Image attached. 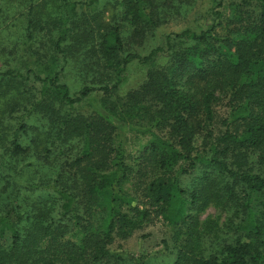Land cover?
<instances>
[{"label": "trees", "instance_id": "trees-1", "mask_svg": "<svg viewBox=\"0 0 264 264\" xmlns=\"http://www.w3.org/2000/svg\"><path fill=\"white\" fill-rule=\"evenodd\" d=\"M29 1L23 13L26 41L38 40L53 56L41 71H0L5 84H39L37 97L19 91L0 109V167L32 152L35 158L27 164L65 166L73 177L71 184H61L57 172L48 181L26 185L16 177L4 181L0 264H122L128 259L146 264L150 253L140 249L132 255L110 246L130 237L153 214L188 226L179 264H264V0H210L205 23L170 32L160 25L185 13L195 0H74L55 36L50 30L41 36L33 32L34 0ZM82 3L90 8L96 31L84 22L87 18L78 19ZM107 4H112L113 22L103 23L91 7ZM224 6L229 16L222 13ZM125 28L155 38L152 48L145 54L124 52ZM72 33L76 42L97 35L106 74V83L84 85L73 94L61 81L67 64L63 45ZM133 61L147 67L137 89L86 117L76 109L92 92L118 90ZM221 99L228 112L216 132L214 105ZM33 116L43 125L32 123ZM137 116L142 122L133 120ZM129 130L153 137L145 147V168L152 176L144 188L149 207L143 209L123 189L132 172L123 150ZM208 203L224 215L225 231L221 239L197 243L195 249L190 210Z\"/></svg>", "mask_w": 264, "mask_h": 264}, {"label": "rangeland", "instance_id": "rangeland-1", "mask_svg": "<svg viewBox=\"0 0 264 264\" xmlns=\"http://www.w3.org/2000/svg\"><path fill=\"white\" fill-rule=\"evenodd\" d=\"M67 1H33V14L31 16L33 23L31 29L37 36H41L46 30H50L53 36L56 35L58 27L61 26L60 19L71 15L69 7L70 2L74 0ZM84 1L86 2L87 0ZM83 4L81 7H78V19L83 22L87 18L84 22L88 23V26H93L96 31L98 27L91 19L90 8H86ZM29 5V0H0V71H4L9 67L20 70L21 72H24L28 68L41 71L43 67L50 65L49 56H53V53L46 48H41L38 40L26 41L25 29L27 20L23 13H26ZM210 7V0H195L185 13L166 20L159 27L161 31L170 32L179 31L189 25H202L208 18ZM91 8L101 14V21L103 23H107V21L113 22V20L109 19L113 11L112 4H107L104 8L101 5L97 7L92 6ZM222 13L225 16H229V8L224 6ZM72 32H74V29ZM95 34L96 32L93 36ZM122 34L127 39L124 52L145 54L152 48L153 43H155V38L149 35L143 36L142 38L139 35H134L131 28L123 29ZM72 35L73 33L63 45V50L66 52L67 64L61 81L68 85L70 93L73 94L78 92L84 85L106 83V74L104 66L105 60L101 56V53L97 52L99 40L97 35L92 41L87 36L86 39L88 40L84 39V41L80 38L77 42ZM164 62L165 60L160 61L161 64ZM51 67L53 68L52 65ZM146 72V66L141 65L137 61L131 62L124 72L123 81L118 90L112 91L109 94L100 91L92 92L81 102L75 104L76 109L85 117L92 113L94 114L97 109H108L113 102H117L119 98L123 99L129 91L137 89L144 83L147 78ZM16 84H5L4 79H0V109H5L4 103L13 99V94L16 92L20 91L23 97L32 96V98H35L38 96L37 89L39 88V84L37 82L30 80L25 85L23 83L20 85L17 82ZM23 89H26V92H23ZM55 106V112H58L59 107L57 104ZM214 110L216 117L214 130L218 132L222 129L220 120L226 117L228 112L225 100L223 101L221 99L217 101L214 105ZM49 111L52 110L49 109ZM30 119L36 126L43 125L39 120V116H33ZM133 120L142 122L138 116L133 118ZM152 140L153 137L151 135L143 134L136 130H129L125 134V143L123 146L124 158L125 163L131 166L132 172L123 185V189L136 198L140 209L149 207L148 200L144 195V188L147 180L152 176V172L145 168L146 160L144 157L146 154L145 147ZM26 141L27 138H23V143H26ZM2 151L3 149H0V152ZM32 158H35V156L30 152L29 154L23 155V157L7 159L4 167H0V191L6 190L2 185L4 181L10 180L8 177H11L12 180L16 177L21 185H26L30 182H38L40 180L48 181L57 172V175L61 176L59 178L61 184L72 183L73 176L69 168H65L64 165H59L64 166L60 170L58 167L45 166L41 162H36L39 167L36 164H27L30 163ZM57 161L58 158L55 157L54 162L57 163ZM26 164L27 166H25ZM183 179H186V177H183ZM31 199H36V195H33ZM190 211L194 218V223L196 222L192 227L193 232L191 235L194 240V242H191L193 248L197 249V243L201 245L208 242L213 243L217 238L220 237L221 239L223 237L225 217L219 213L214 203H208L200 206L198 209H192ZM188 230L187 225L183 226L179 223L173 225L161 215L153 214L144 226L136 230L125 240H115L110 248L111 250L117 251L123 250L132 255H137L141 249L145 253H150L145 259L146 264H179L177 263L178 256L184 250L183 245L187 238L186 232ZM188 246L189 248L192 247L191 245ZM127 262L129 263L122 262V264H133L129 259ZM115 263L120 264V262Z\"/></svg>", "mask_w": 264, "mask_h": 264}]
</instances>
